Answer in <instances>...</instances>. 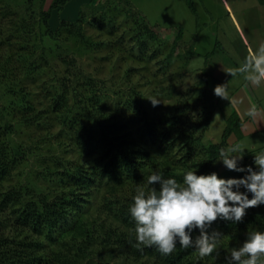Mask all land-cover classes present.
Wrapping results in <instances>:
<instances>
[{
	"label": "trees",
	"instance_id": "1",
	"mask_svg": "<svg viewBox=\"0 0 264 264\" xmlns=\"http://www.w3.org/2000/svg\"><path fill=\"white\" fill-rule=\"evenodd\" d=\"M6 1L11 4V0ZM72 1L54 0L48 11H40L37 18L38 29L35 31L32 24L35 16L33 0H28L26 6L16 9L21 18L13 16L17 20L9 30L8 39L0 40V51L2 47H9L11 51L16 46L21 47L17 48L16 54L19 63L17 65L13 58L4 60L0 56V80L4 79L0 84L4 83L12 91L20 77H31L34 72L43 70V66L49 67V58L56 56L59 66L54 74L55 80L49 82L52 84L50 86L45 84V89L52 91L49 105L52 112L59 116V122L68 125L75 134L76 145L81 153L93 159V172H85V167L77 169L75 175L70 174L64 180L63 185L66 187L70 181L73 182L72 187H68L69 191L52 197H37L35 188L31 194L27 191L11 190L13 187L0 188V264H83L87 259L91 264H200L194 248L185 249L179 244L172 254L166 256L161 255L154 246L141 245L137 248L135 221L129 212L133 199L128 204L120 199H107L103 208L109 212V217L114 218L110 220L108 227H104V223L91 215L93 207L90 208L89 201L84 199L88 195L85 193L102 180L114 185H123L132 179L148 177L155 171L161 173L164 178L176 179L178 183H182L183 174L187 170L196 171L197 175H209L220 159V148L230 147V137L241 134L243 121L233 110L226 119L221 141L206 143L204 136L214 118V107L211 106L206 91L196 94L191 88L189 92H181L173 107V113L168 116L166 130L157 127L141 97L134 100L129 98L131 102H121L122 99L128 98L127 95H122L115 101L111 100L112 96L105 88L106 81L103 80L102 85H97L93 77L85 74L76 56L77 53L80 55L87 51H98V43L92 42L86 34L87 22L100 32L106 29L115 31V15L118 12L125 18H133L135 28L132 39L135 41V48L140 54H144V57L150 53L149 58H160L164 53L167 65L163 66V69H166L175 57L186 56L190 65L195 54L190 50L185 56L177 53L178 41L183 35L182 29L176 40L168 44L139 14L132 11L129 0H122L123 3L107 12H104V7L101 6L103 14L94 20H88L81 11L76 21H63L60 27L54 30L50 25L52 12L66 7ZM186 2L196 14L194 0ZM261 2L264 3V0ZM4 11V19L7 21L12 18L10 15H15L8 9ZM27 14L30 16H25ZM36 31L42 48L41 54L45 58L43 66L35 64L37 59L35 61L33 58L40 47L35 45ZM48 41L50 45L47 47ZM206 57L209 58L210 54ZM11 72H14V78L6 79L4 74ZM207 77L208 73L204 72V80ZM109 101L114 102L112 106L108 104ZM18 109L27 125L40 120L38 115L30 113L36 114V109L30 105L27 98H21ZM140 139L145 141L144 144ZM177 146V161L181 164L179 166H183L182 170L165 169L163 164H160L158 151L170 154ZM8 149L6 144H0V185L18 164L17 158L11 156ZM254 157L242 156L238 167H243L246 160L251 159L253 170H258ZM247 174L228 169L218 174V178L240 179ZM249 198L252 196L249 195ZM113 220L119 222V228L112 224ZM91 224L96 227L95 230H92ZM249 228L264 232V212L259 213L249 208L242 222L217 220L209 232L217 230L223 233V236L230 234L234 237ZM26 231L36 235L37 239L17 238L18 234ZM192 236L195 238L197 235L192 232ZM97 244L101 245V249L96 252L100 255L93 260V248ZM225 251V245L219 244L211 255Z\"/></svg>",
	"mask_w": 264,
	"mask_h": 264
},
{
	"label": "rangeland",
	"instance_id": "2",
	"mask_svg": "<svg viewBox=\"0 0 264 264\" xmlns=\"http://www.w3.org/2000/svg\"><path fill=\"white\" fill-rule=\"evenodd\" d=\"M53 1L33 0L35 5V16L32 20L34 31L38 29L39 12L48 11ZM129 1L132 11L139 14L168 44L176 40L182 29L183 35L178 41L177 53L184 55L190 50L195 55L190 65H188L189 58L184 55L185 57L181 58L175 57L172 62L168 63L170 65L163 69V66L167 65L164 53L160 58H149L150 53L144 57V54H140V51L135 48V41L132 39L135 28L133 18H125L118 12L115 15V31L106 29L100 32L98 29H93L87 22L86 34L92 42L98 43V51H87L80 55L77 53L76 56L85 74L93 77L97 85H102L103 80L106 81L105 88L112 96L111 100L115 101L122 95H127L128 98L122 99L121 102H129L130 99L141 97L157 127L166 130L168 116L173 113V107L181 92H189L191 88L194 92L196 91V94L206 91L211 106L217 112L204 139L206 143H219L226 125V117L230 115L232 106L231 103L228 105L229 100L217 97L214 88L218 84L229 82V95L241 96L245 87L248 89L250 97L257 102L254 101L261 111L262 115L259 119L264 120V82H261L259 86L252 85L244 79L242 74L232 78L224 71L237 68L244 62L248 54L244 37L249 47L253 49L264 43V3L261 0H194L196 14L191 11L186 0ZM121 2L123 3L122 0H73L66 7L52 12L50 25L57 30L63 21H76L81 11L88 20H94L95 17L98 18L100 14H103L101 6L104 7V12H107L114 6L120 5ZM27 3L28 0H11V4L6 0H0V40L8 39L9 30L13 22L17 20L13 16L21 18L16 9L26 6ZM4 9L15 14L10 15L12 18L9 21L4 19ZM28 34L27 41L29 40ZM35 34V45L40 47L33 58L35 61L37 59L35 64L42 65L45 58L41 54L38 32L36 31ZM46 44L48 47L50 42ZM28 46L30 47V43ZM18 47H14L13 51L9 47H2L0 56L4 60L13 58L18 65L16 55ZM207 54H210L209 58L206 57ZM48 61L50 62L49 67L45 68L42 65L44 69L37 73L34 72L33 76L20 77L12 91L4 83L0 84V144H6L9 154L16 157L18 161L17 166L11 171L7 180L0 185V188L13 187L11 190L27 191L30 194L35 188L37 197L40 195L52 197L63 191L68 192V187H72L73 182L67 183L68 187H66L63 185L65 178L70 174L75 175L77 169L81 167H85L84 170L87 173L93 172V159L81 153L76 145L75 134L68 125L59 122V116L50 108L52 91L45 89V84L52 85L49 82L52 79L55 80L54 74L59 65L56 56H51ZM185 65L188 66L185 67ZM204 72L208 73L206 80L203 78ZM13 74L14 72L4 75L8 79L14 78ZM3 80L1 79L0 82ZM23 97L30 100V105L36 109V114L30 113L40 117L39 121L30 125L23 121L19 113L21 111L18 105ZM153 97L161 103L153 106L149 100ZM113 101H109L108 104L112 106ZM259 126L258 119H250L241 129V134L230 137L229 145L239 144L244 150L242 156H255L264 151V131L260 130ZM140 141L143 144L145 142L142 139ZM178 146L170 154L158 151L160 164H163L165 169L182 170L183 166H179L181 164L177 161L179 159V155L176 154L179 150ZM147 149L152 151L149 147ZM246 162L243 167L250 166L253 169V161L248 159ZM226 170L228 169L218 159L211 173L215 172L218 175ZM147 178L146 176L138 180L132 179L123 185H114L102 180L92 186L85 193L88 195L84 197L89 201L90 208L93 207L91 215L102 224L104 223V227H108V223L114 217H109V212L104 210V202L107 199L113 201L120 199L126 204L130 203L138 187H148ZM154 186L159 188L158 184ZM240 191L245 192L246 189H240ZM28 196L27 198L30 199ZM253 209L262 213L264 204L253 207ZM112 224L119 228V222L113 220ZM90 227L92 230L96 228L92 224ZM253 230L259 229L249 228L234 237L230 234L223 236L220 244L225 245V252L204 258L197 253V261H200V264H228L227 258L230 257L231 249L238 248L247 238V233ZM193 233L198 235L199 230L196 229ZM17 238L37 239V236L26 231L18 234ZM93 249L92 259L94 260L100 255L96 252L101 249V245L97 244ZM83 264L91 263L87 259L83 261Z\"/></svg>",
	"mask_w": 264,
	"mask_h": 264
},
{
	"label": "clouds",
	"instance_id": "3",
	"mask_svg": "<svg viewBox=\"0 0 264 264\" xmlns=\"http://www.w3.org/2000/svg\"><path fill=\"white\" fill-rule=\"evenodd\" d=\"M232 78L242 74L247 82L259 86L264 82V43L258 48H248L244 62L237 68L224 70ZM229 82L214 88L217 97L230 101ZM153 106L161 103L149 99ZM245 115L257 120L261 111L252 104ZM243 151L239 144L220 148L219 161L229 169L248 174L240 179H222L213 172L197 175L187 170L182 183L174 178H164L153 172L147 178L146 188L138 187L129 212L135 221L136 247H155L161 255H170L177 244L182 248H194L201 258L211 255L220 244L223 233L212 230L218 219L239 223L246 210L264 204V151L255 155L256 171L252 167H238ZM158 184L157 189L154 185ZM243 187L245 192H241ZM251 193L252 198H249ZM199 234L193 238L192 232ZM228 264H264V232L253 230L245 241L231 249Z\"/></svg>",
	"mask_w": 264,
	"mask_h": 264
},
{
	"label": "crops",
	"instance_id": "4",
	"mask_svg": "<svg viewBox=\"0 0 264 264\" xmlns=\"http://www.w3.org/2000/svg\"><path fill=\"white\" fill-rule=\"evenodd\" d=\"M242 33H243V31H242ZM244 36V35H243ZM243 40H244V43H245V46L247 47V48H249V43H248V41H247V39L244 37L243 38ZM249 86V85H248ZM250 87V86H249ZM245 90V91H244ZM243 91V93H242V95L241 96H236V95H233L232 96V94H230L229 95V98H231L232 99V102L231 101H228V105H230V103H231V106H232V110H231V112L233 111V110H235L237 113H238V115H239V117L241 118V120L243 121V127L242 128H244L245 127V125H246V123L247 122H249L250 121V119H252L251 117H247V118H244L243 116L245 115V112H246V110L252 105V104H255L256 105V101L255 100H253L251 97H250V95H249V92H248V89L245 87V89H244ZM256 103H255V102ZM216 110L214 109V116L216 115ZM219 112V111H218ZM221 114V112L219 113V115ZM246 116V115H245ZM228 117V116H227ZM227 117H226V119H227ZM258 122H259V124H260V126H259V129L260 130H263L264 131V120H262V119H258ZM236 143H234V145H235Z\"/></svg>",
	"mask_w": 264,
	"mask_h": 264
}]
</instances>
